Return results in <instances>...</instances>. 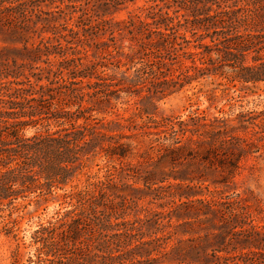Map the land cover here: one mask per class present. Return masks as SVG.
Returning <instances> with one entry per match:
<instances>
[{"label":"trees","instance_id":"trees-1","mask_svg":"<svg viewBox=\"0 0 264 264\" xmlns=\"http://www.w3.org/2000/svg\"><path fill=\"white\" fill-rule=\"evenodd\" d=\"M134 1L0 0L1 232L19 249L13 215L61 191L64 213L34 232L30 264H264L261 202L229 188L264 153V109L156 118L157 101L193 84L264 86V0H150L113 17ZM101 156L105 179L76 191ZM140 183L162 211L130 221L136 198L114 189Z\"/></svg>","mask_w":264,"mask_h":264},{"label":"rangeland","instance_id":"rangeland-1","mask_svg":"<svg viewBox=\"0 0 264 264\" xmlns=\"http://www.w3.org/2000/svg\"><path fill=\"white\" fill-rule=\"evenodd\" d=\"M148 1L150 0H135L134 2H127L121 6L122 10L117 12L113 17L116 20H125L129 13H137V9L147 6ZM34 43H37V40H35ZM0 46L3 47L6 46V44L0 41ZM41 66L43 67L44 65ZM223 84L224 86L220 88H218L216 84L213 86L204 85V83L202 85L193 84L190 88H185V90L179 93H175L161 101H157V120L178 117L185 119L190 113L197 110L199 112L205 111L207 115L233 118L234 115L239 112H259L264 109V86L260 85L257 88H251L249 86V89H247L240 84H235V86L227 82ZM212 88L218 89L215 93V96L217 97L216 102L210 107V104L205 97V92ZM224 89L228 90L222 92ZM136 100L137 99L130 100L128 104H122L119 106L118 113L124 118L133 117L134 113H136L134 110V103ZM136 121L137 124L141 125L146 119H136ZM33 133V130H28L26 135L30 136ZM145 147L140 149L139 152L143 154V157H146V153L150 154L149 150ZM133 163L135 164L136 161H133ZM150 164H152L149 167L150 170L162 169L163 171H166V165L158 164L156 160L151 161ZM147 165L149 164H145L143 169H145V166ZM110 169H112V165L107 164L105 157L101 156L97 158L94 163L89 165L88 169L73 182L72 186H76V191H78L83 189L88 182L94 183L97 181H103ZM168 184H175V182L172 179H169L164 185ZM116 188L118 190L114 189V192H118V194H121L126 198H136L135 201L137 207L128 211V214L130 215L127 217V220L131 221L135 216L143 218L153 211H162L157 208L158 202L153 201L154 192L152 189L148 190L144 188L141 183L134 185L133 187H126L120 184ZM229 188L236 189L238 192H243L245 190H251L254 192L261 202L264 215V153L261 157L255 159L252 158L244 162L239 176L230 183ZM66 190L67 192H70L71 187L68 186ZM210 190H213L212 187ZM63 194V192L59 191L49 199L48 203L42 204L41 206H27L13 215L12 219H16L17 221L16 229L18 231L16 234L19 239V249H16L17 242L14 239L10 236L7 237L1 232L3 223L0 224V264H13V255L16 250H18V264H30L28 262L29 259L32 261L36 260L37 246L32 244L33 234L40 227H45L48 226V224L53 223L58 218V212L60 215L64 213V209L61 206L64 202V199L62 198ZM179 224L180 222L177 225ZM181 227L182 226L178 228L179 232H186V235L182 237L183 240L191 238L192 235L195 238V232L199 231V228L196 225H192L191 227L186 226L185 228ZM185 244L187 243L185 242ZM162 264L172 263L165 261Z\"/></svg>","mask_w":264,"mask_h":264}]
</instances>
